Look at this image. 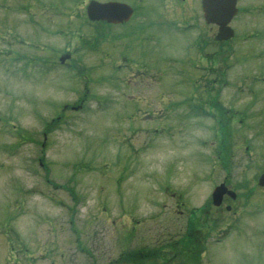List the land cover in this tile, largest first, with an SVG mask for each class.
Wrapping results in <instances>:
<instances>
[{
  "label": "rangeland",
  "instance_id": "374dc122",
  "mask_svg": "<svg viewBox=\"0 0 264 264\" xmlns=\"http://www.w3.org/2000/svg\"><path fill=\"white\" fill-rule=\"evenodd\" d=\"M86 1L0 0V49L19 50L12 58L0 55V221L4 220V229L9 226L16 236L12 238L15 246L8 243L6 250L0 244V253L10 256L6 264H47L42 258L49 259L53 254L46 255L50 249L71 252L74 258L68 264H90L89 253L100 264H109L124 249L118 239L122 227L120 214L136 215L140 211L139 216L148 219L135 232L137 237L128 242V247L143 246L156 238L163 226L178 227L175 217L163 221L167 206H156L165 195L163 189H157L158 193H151L150 189L172 184L181 173L178 181L183 182L182 187L191 193L196 190L193 170L198 159L205 157L198 151V144L191 141L198 128V117L185 112L188 106L198 107L200 88H195L192 95L193 91L180 81L181 70L187 74L198 65V74H203L208 64L201 50H187V43L193 41L192 47L195 46L196 29L188 27L182 31L181 20L176 19L179 17L167 11L165 20L178 23H163L158 29L139 24L127 42L128 48H111L110 43L109 49L99 47L90 51L89 44L78 39L74 31L80 24L75 15L84 17ZM130 1L137 6L149 3L154 10L160 8L158 0ZM39 10L42 12L37 14ZM183 14L182 19L189 20L187 12ZM260 16L258 10L242 12L233 22L234 39L213 47L209 41L202 52L212 51L219 59L224 57L232 65V74L238 76L248 69V64L259 61L252 53L264 54V22L259 23ZM199 25L198 18V37L201 33L207 40L213 39L215 28ZM133 26L124 28L130 31ZM112 34H116L115 27L110 28L108 37ZM90 37L88 33L83 36L84 40ZM106 40L103 38L101 43ZM66 47L75 51L77 63L91 68L79 74L65 65L50 67L51 60L46 56ZM182 53L191 55V64L183 60ZM143 63L152 71H141L139 66ZM79 79L80 87L76 83ZM84 87L87 93H82ZM236 92L234 99H244L237 97ZM77 93L84 101L83 110L66 112L63 104L75 101ZM157 104L162 106L161 112L152 114L151 107ZM53 119H59V123ZM64 119L65 124L60 123ZM49 126L54 131L46 135V145L42 147V131ZM33 135L35 141H31ZM119 147L122 150L117 151ZM45 165L51 169L50 177L56 180L47 186L44 179L50 177ZM257 169L256 156L249 160L245 170L232 166L228 177L238 186H250ZM56 182L74 192L75 185L84 195L70 199L67 191L54 187ZM113 182L118 185L117 193ZM199 182L206 184L198 185L204 188L198 193L203 202L215 181L201 172ZM146 191L150 193L145 198L151 199L155 194L161 197L154 203L145 201ZM190 200L197 202L196 197ZM71 202L75 207L72 220L76 230L72 235L79 236L89 253L76 251V243L65 231V205ZM143 203L146 208L140 210ZM182 214L180 226L185 222ZM252 216L247 222L248 218L242 217L239 227L254 228L249 225L254 220L260 229L234 230L221 243L213 244L215 264H264V209ZM225 224L227 221L222 222V226ZM127 227L126 224L124 229ZM157 264H163V260Z\"/></svg>",
  "mask_w": 264,
  "mask_h": 264
},
{
  "label": "water",
  "instance_id": "95a60500",
  "mask_svg": "<svg viewBox=\"0 0 264 264\" xmlns=\"http://www.w3.org/2000/svg\"><path fill=\"white\" fill-rule=\"evenodd\" d=\"M204 3L206 4V10L208 13L213 12L212 11V0H204ZM117 5L115 3H105V4H101V3H97L95 1H91L87 7V11L88 13H90L91 15H95L96 14H102L105 12H110V11H116L117 10ZM116 9V10H115ZM211 16H213L215 18V15L212 14ZM264 178V176H263Z\"/></svg>",
  "mask_w": 264,
  "mask_h": 264
}]
</instances>
